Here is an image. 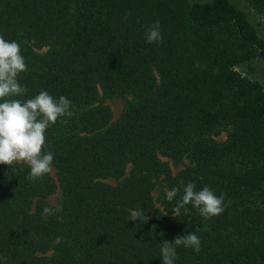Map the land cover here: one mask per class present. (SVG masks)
Segmentation results:
<instances>
[{
  "label": "trees",
  "instance_id": "16d2710c",
  "mask_svg": "<svg viewBox=\"0 0 264 264\" xmlns=\"http://www.w3.org/2000/svg\"><path fill=\"white\" fill-rule=\"evenodd\" d=\"M251 4L264 12V0ZM156 21L163 39L149 44ZM0 36L20 45L27 67L18 76L27 93L5 99L47 91L74 112L45 133L54 178L29 180L23 162L0 165V264H162L163 241L190 232L201 250L177 247L174 264H264V89L236 71L264 61V38L245 8L0 0ZM110 99L125 100L116 120ZM220 132L223 142L212 138ZM167 160L188 164L173 174ZM189 182L223 194L225 210L205 219L188 205L174 218ZM158 186L166 192L155 199ZM46 207L62 211L42 218ZM138 209L145 220H130Z\"/></svg>",
  "mask_w": 264,
  "mask_h": 264
},
{
  "label": "clouds",
  "instance_id": "9594fccd",
  "mask_svg": "<svg viewBox=\"0 0 264 264\" xmlns=\"http://www.w3.org/2000/svg\"><path fill=\"white\" fill-rule=\"evenodd\" d=\"M161 25L156 21L145 30V39L149 44L162 42ZM199 66V65H197ZM27 71L24 57L21 55L20 45L16 41H6L0 36V165L12 167L23 162L30 168L29 180L42 178L52 171L51 165L54 153H42L46 145V130L55 125L61 117H72L71 101L64 96L54 99L47 91H41L32 99H5L18 97L27 93V88L18 81L19 74ZM183 185V182H181ZM196 185L189 182L183 186V195L172 209L174 218L180 214H190L187 207L192 205L205 219L220 215L225 210V197L215 195L213 190L204 186L202 190H195ZM180 192V188L168 191L166 198L169 202ZM231 203L230 201L228 202ZM62 209L46 207L42 218L56 215ZM167 215V214H165ZM145 212L138 209L130 212V220L144 221ZM63 222V217H58ZM148 219V217H147ZM190 247L196 253L201 250V240L195 232L183 237H176L174 242L164 240L161 245L162 264H174L177 258V247Z\"/></svg>",
  "mask_w": 264,
  "mask_h": 264
},
{
  "label": "rangeland",
  "instance_id": "374dc122",
  "mask_svg": "<svg viewBox=\"0 0 264 264\" xmlns=\"http://www.w3.org/2000/svg\"><path fill=\"white\" fill-rule=\"evenodd\" d=\"M234 1L240 7L245 8L246 12H248L249 14L251 21L258 29L260 35L264 38V12H258L252 6L251 0H234ZM236 71L241 76L247 77L253 81L260 83L264 89V61L256 60L249 64L240 65L239 67H237ZM127 100H129V98H127ZM104 104L106 106H109L113 114V120H116L123 111L125 100L110 99V100H105ZM212 138L215 141L223 142L226 139V133L225 132L216 133L212 136ZM167 162L173 174H176L179 170L183 168L184 165L188 164L187 161H184V164H180V165H174L170 160H167ZM50 175L53 178L55 177L53 169L50 172ZM106 182L113 185L116 184V181L113 180H107ZM160 191L166 192L164 188H160V186L156 187V189L153 192L155 199H157V197L161 193ZM57 200H58V193L49 197L47 199V202L50 203L51 205H55L57 203ZM156 208H160L158 203L156 204Z\"/></svg>",
  "mask_w": 264,
  "mask_h": 264
}]
</instances>
